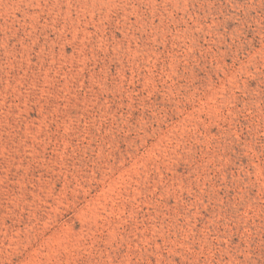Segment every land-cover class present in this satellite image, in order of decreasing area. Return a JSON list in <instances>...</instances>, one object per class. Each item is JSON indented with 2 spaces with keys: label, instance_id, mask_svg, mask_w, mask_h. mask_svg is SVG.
<instances>
[{
  "label": "rangeland",
  "instance_id": "obj_1",
  "mask_svg": "<svg viewBox=\"0 0 264 264\" xmlns=\"http://www.w3.org/2000/svg\"><path fill=\"white\" fill-rule=\"evenodd\" d=\"M0 264H264V0H0Z\"/></svg>",
  "mask_w": 264,
  "mask_h": 264
}]
</instances>
